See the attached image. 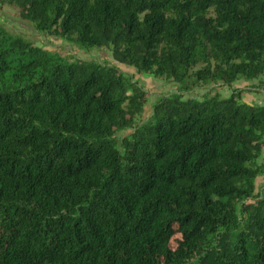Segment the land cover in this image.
<instances>
[{
  "label": "trees",
  "instance_id": "trees-1",
  "mask_svg": "<svg viewBox=\"0 0 264 264\" xmlns=\"http://www.w3.org/2000/svg\"><path fill=\"white\" fill-rule=\"evenodd\" d=\"M0 1L176 85L143 120L117 67L0 25V264H264V105L233 88L264 87V0Z\"/></svg>",
  "mask_w": 264,
  "mask_h": 264
},
{
  "label": "rangeland",
  "instance_id": "rangeland-1",
  "mask_svg": "<svg viewBox=\"0 0 264 264\" xmlns=\"http://www.w3.org/2000/svg\"><path fill=\"white\" fill-rule=\"evenodd\" d=\"M0 25L10 34L21 36L35 43L40 48H45L49 51L57 53L61 57L68 59H77L82 61H95L100 64L106 63L117 67L125 75L137 82L142 90L147 94V101L143 112V120H146L152 111L154 102L160 97L171 95L176 90V85L171 81L154 78L151 75H140L136 71L124 65L117 60L108 49H97L90 53H84L78 50L75 45L68 39L49 36L39 33L33 25L22 21L17 16V9L0 1ZM233 88L249 90L241 95V101L246 104L264 105V87H259L257 81L245 82L237 81ZM218 93L223 98L230 97V91L221 84H211L205 89L193 91L189 96L201 97L207 93ZM259 162H264V149L259 159ZM264 188V175L257 178L256 189Z\"/></svg>",
  "mask_w": 264,
  "mask_h": 264
}]
</instances>
